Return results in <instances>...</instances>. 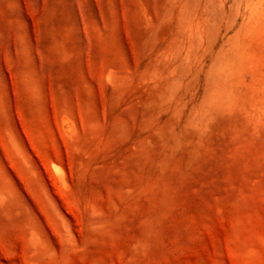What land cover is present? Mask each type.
Returning a JSON list of instances; mask_svg holds the SVG:
<instances>
[{"label":"rangeland","instance_id":"rangeland-1","mask_svg":"<svg viewBox=\"0 0 264 264\" xmlns=\"http://www.w3.org/2000/svg\"><path fill=\"white\" fill-rule=\"evenodd\" d=\"M0 264H264V0H0Z\"/></svg>","mask_w":264,"mask_h":264},{"label":"bare ground","instance_id":"bare-ground-1","mask_svg":"<svg viewBox=\"0 0 264 264\" xmlns=\"http://www.w3.org/2000/svg\"><path fill=\"white\" fill-rule=\"evenodd\" d=\"M60 168V167H59ZM59 175L61 174V172L60 173H58ZM61 176V175H60Z\"/></svg>","mask_w":264,"mask_h":264}]
</instances>
